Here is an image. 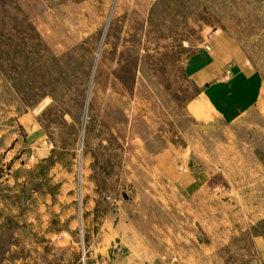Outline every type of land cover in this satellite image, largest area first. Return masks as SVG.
<instances>
[{
    "label": "rangeland",
    "instance_id": "rangeland-1",
    "mask_svg": "<svg viewBox=\"0 0 264 264\" xmlns=\"http://www.w3.org/2000/svg\"><path fill=\"white\" fill-rule=\"evenodd\" d=\"M213 33L264 60V0H0V264H139L111 252L123 219L151 264H264V111L226 121L183 71ZM170 147L210 177L177 240Z\"/></svg>",
    "mask_w": 264,
    "mask_h": 264
},
{
    "label": "crops",
    "instance_id": "crops-1",
    "mask_svg": "<svg viewBox=\"0 0 264 264\" xmlns=\"http://www.w3.org/2000/svg\"><path fill=\"white\" fill-rule=\"evenodd\" d=\"M183 71L187 78L198 87L201 103L207 105L215 115L226 121H236L255 106L264 111V60L255 58L251 50L236 35L213 33L205 44L185 59ZM262 126V124L251 122V128L264 133V126ZM45 148L44 152L49 154L51 147ZM35 149L41 148L36 146ZM178 155L171 148L155 153L153 156L155 166L161 169L160 173L165 174V178L173 185V190L181 191L184 196L179 203L178 198H172L173 190H170L171 211L185 214L179 216L180 220L171 221L170 228L176 229L173 235L176 240L180 236L179 232L193 236L195 228L203 230L206 227V211L210 203L207 188L209 173L202 168H193L195 161L192 158L195 156L192 155L191 158L189 150L186 151V157L180 160ZM195 158H198L196 163L200 164L199 157ZM178 163L181 168L174 169V165ZM249 163L254 165L250 171H255V174L264 173V169L258 166L261 161L257 157L252 156ZM229 200L232 202L231 198ZM233 201L235 202V198ZM230 202L227 204L234 206ZM245 224L251 228L253 222ZM183 227L185 231H182ZM115 228L113 237L117 240L112 241L111 251L114 256L123 254L122 258L133 263L139 261V264H151L158 259L157 251L140 237V233L132 223L123 219ZM199 234L201 237L206 235L205 232H198L196 236L199 237ZM252 240L256 248L260 243L262 245L264 243L258 241L257 236H253ZM260 248L263 250L262 247ZM175 257L171 254L170 258Z\"/></svg>",
    "mask_w": 264,
    "mask_h": 264
},
{
    "label": "built area",
    "instance_id": "built-area-1",
    "mask_svg": "<svg viewBox=\"0 0 264 264\" xmlns=\"http://www.w3.org/2000/svg\"><path fill=\"white\" fill-rule=\"evenodd\" d=\"M215 32V31H214Z\"/></svg>",
    "mask_w": 264,
    "mask_h": 264
}]
</instances>
